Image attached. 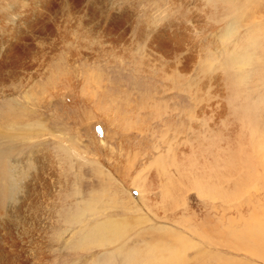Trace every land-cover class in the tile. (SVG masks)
Segmentation results:
<instances>
[{
    "label": "rangeland",
    "instance_id": "rangeland-1",
    "mask_svg": "<svg viewBox=\"0 0 264 264\" xmlns=\"http://www.w3.org/2000/svg\"><path fill=\"white\" fill-rule=\"evenodd\" d=\"M249 110L264 0H0V264H264V190L195 184Z\"/></svg>",
    "mask_w": 264,
    "mask_h": 264
},
{
    "label": "bare ground",
    "instance_id": "bare-ground-1",
    "mask_svg": "<svg viewBox=\"0 0 264 264\" xmlns=\"http://www.w3.org/2000/svg\"><path fill=\"white\" fill-rule=\"evenodd\" d=\"M253 1L255 3V0H253ZM240 8L241 7H239V9ZM142 29L143 28L141 26V30ZM138 30L139 29H137V28L135 29V31H138ZM92 31H88V32L90 34H92ZM96 32H98V31H96ZM138 33L142 34L141 31H138ZM98 43L101 44V40ZM114 43H115V41H114ZM115 45H116V43H115ZM76 53H78V51H76L75 54ZM231 59H235V58L231 57ZM242 61H245V59H243ZM59 78L62 80V82H60V83H64L63 82L64 79H67V77H64L62 74H60L58 77L55 76L53 83L56 82L57 80L59 81L60 80ZM65 81H67V80H65ZM60 83H58V85ZM59 89H61V88L58 87V90ZM45 90L47 91V89L44 88V91ZM14 115H16V114H14ZM241 116H242V120H243L242 122L244 123V125L248 129V130H246L247 139L249 140L248 145H244V147L238 148V150L236 152H227L225 150H222L219 153L220 157L214 158L213 165L211 164V170L204 173L200 177V179H198L195 183L198 186L199 190L201 192L203 191L202 193H206L207 195H209L210 193L212 194L214 191H217L218 190L217 187H220V185H221L220 183H222V185H223V183L227 182V180L229 179V177L231 175L236 176L232 189L237 193L239 191H241V192L244 191L249 186L248 181L251 178H252V182H251L252 186L264 190V129L262 128V124L260 123V119L253 117L251 110H249V112H247V111L243 112ZM2 118L0 119L2 121L1 123H3L4 121H5V123H7V122L9 123L10 121L11 122L15 121V118L12 119L13 117L11 119H8L5 117H2ZM19 119L21 121V118H19ZM8 132H9V130L7 131L3 128L0 131V136H6L8 134ZM224 187H225V185H224ZM226 194H227V192H226ZM214 195L216 196V194H214ZM214 195H212V196H214ZM104 224H107L106 225L107 231L104 230L105 227L104 228L100 227V228H98L99 235L102 233L101 235H104L105 238L108 239V238H111L115 233L117 234V232L119 230L118 226H120V225L117 226V223L112 221V220H110ZM244 226H245V228L242 229L241 233L239 232L240 234H238L237 231L235 233V230H234L232 232L233 235H230V236H233L236 240L239 239L240 241L237 240V242L239 241L240 245L244 244L243 246L247 247L245 249L250 250L253 253H260V254L264 255V209L254 208L250 214V217L244 221ZM228 231H230V230H228ZM241 239H243V241H241ZM170 256H172L170 258L176 257L173 253L170 254ZM149 261H150V259H149Z\"/></svg>",
    "mask_w": 264,
    "mask_h": 264
}]
</instances>
